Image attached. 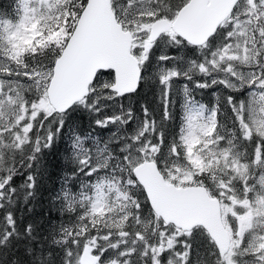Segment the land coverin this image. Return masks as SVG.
<instances>
[{
  "label": "snow or ice",
  "instance_id": "1",
  "mask_svg": "<svg viewBox=\"0 0 264 264\" xmlns=\"http://www.w3.org/2000/svg\"><path fill=\"white\" fill-rule=\"evenodd\" d=\"M0 264H264V0L0 6Z\"/></svg>",
  "mask_w": 264,
  "mask_h": 264
},
{
  "label": "trees",
  "instance_id": "2",
  "mask_svg": "<svg viewBox=\"0 0 264 264\" xmlns=\"http://www.w3.org/2000/svg\"><path fill=\"white\" fill-rule=\"evenodd\" d=\"M10 3V0H0V6H7ZM211 97H205V100H210ZM63 144H58L55 149L51 151V154L47 156V173L51 175V179H48L47 176L44 180L43 185L40 190V200L37 204V212L41 210H46L48 207L49 196L51 195V190L58 188L61 183V176L63 174ZM53 214H55L53 212Z\"/></svg>",
  "mask_w": 264,
  "mask_h": 264
},
{
  "label": "rangeland",
  "instance_id": "3",
  "mask_svg": "<svg viewBox=\"0 0 264 264\" xmlns=\"http://www.w3.org/2000/svg\"><path fill=\"white\" fill-rule=\"evenodd\" d=\"M207 97V96H206Z\"/></svg>",
  "mask_w": 264,
  "mask_h": 264
}]
</instances>
